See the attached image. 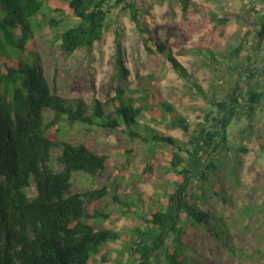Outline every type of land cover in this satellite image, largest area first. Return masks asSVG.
<instances>
[{
    "label": "trees",
    "instance_id": "16d2710c",
    "mask_svg": "<svg viewBox=\"0 0 264 264\" xmlns=\"http://www.w3.org/2000/svg\"><path fill=\"white\" fill-rule=\"evenodd\" d=\"M109 1L113 6L128 7L136 28L153 46L147 50L163 57L180 78L188 80L195 95L207 97L198 82L190 79L169 45L151 36L143 26L142 9L134 0H0V264L109 261L108 244L119 240L120 235L96 224V220L110 217L98 205L109 196L125 207L123 212L135 204L120 200L107 186L92 187L81 193L74 191V173L95 178L109 165L108 156L93 152L83 143L74 145L51 137L60 132L62 125L73 127L80 123L122 132L130 140L164 143L174 150L168 171L172 175L171 186L165 189L160 205L148 207L144 217L148 230L141 231L143 236H138L137 244L127 248L131 253L128 264H153L162 255L166 264H184L189 260L179 245L188 243L193 227L183 225L182 216L217 243L226 245L216 231L222 230L217 217L198 206L189 187L192 182L197 184L216 173L219 154L228 143L229 125L244 112L252 115L262 99L261 93L251 90L243 93L239 85L244 72L248 71L250 80L260 74L251 64L253 59L243 54L249 42L242 41L228 57L232 62L230 69L238 74L232 92L219 100L213 92L208 101L215 111L205 114L204 121L193 129L152 81L138 89V97L128 94L122 81L129 72L122 62L119 43L115 51L117 85L113 97L105 102L94 98L92 105L87 106L80 99L58 96L36 61L38 26L33 19L46 2L53 12L73 15L76 23L63 30L59 48L65 55L78 49L91 52L103 36ZM255 37L262 48L264 20L257 25ZM210 59L217 61L214 55ZM214 112L216 115L211 116ZM145 113L158 122L168 117L166 125L171 130H181L188 137L187 142L180 143L170 135L143 126L140 119ZM141 128L146 134L140 133ZM31 188L35 191L32 195ZM214 194L226 204L216 188ZM139 200L145 203L142 197ZM169 237L173 241L172 252L166 248Z\"/></svg>",
    "mask_w": 264,
    "mask_h": 264
},
{
    "label": "rangeland",
    "instance_id": "374dc122",
    "mask_svg": "<svg viewBox=\"0 0 264 264\" xmlns=\"http://www.w3.org/2000/svg\"><path fill=\"white\" fill-rule=\"evenodd\" d=\"M134 2L142 9L143 26L151 36L169 45L190 79H195L207 94L206 98L195 95L189 81L180 78L163 57L147 50L153 46L136 28L128 7L113 6L110 1L106 4L108 15L101 40L94 44L91 52L78 49L71 55L60 50L59 37L63 30L76 23V19L71 14L53 12L46 2L42 12L33 19L38 26L36 61L42 75L60 97L80 99L87 106L92 105L94 98L105 102L115 95V51L119 43L122 62L129 72L122 81L128 94L138 97V89L152 81L162 97L188 120L193 129L204 121L205 114L215 111L208 101L213 92L216 100L232 92L238 74L230 69L232 62L228 57L242 41H248L243 54L253 59L251 64L260 74L250 80L248 71L244 72L239 85L243 93L248 90L261 93L262 99L252 115L247 116L244 112L229 125L228 143L219 154L216 173L209 174L205 181L192 182L189 187L198 206L217 217L222 230L216 231L226 245L217 243L182 216L180 222L192 226L193 234L188 243L179 247L189 258L184 264H264V46L259 47L255 37L257 25L264 20L261 18L264 0ZM50 20L54 24H50ZM212 55L216 62L210 59ZM215 115V112L211 114ZM140 123L170 135L180 143L188 140L181 130H171L166 125L168 117L158 122L145 113ZM140 133L146 134L143 128ZM51 137L74 145L83 143L93 152L108 156L107 170L99 172L95 178L74 173L72 182L75 192L107 186L120 200L135 204L123 212L125 207L109 196L98 208L110 217L96 220L98 226L113 229L120 235L119 240L109 242V261L103 264H128L131 253L127 248L134 247L140 232L148 230L144 218L148 207L155 203L160 205L165 189L171 186L172 175L168 171L174 150L164 143H146L140 138L130 140L122 132L81 123L73 127L62 125L60 132ZM215 188L225 197L226 204L214 194ZM34 192L33 188L29 190L31 195ZM140 197L145 203H140ZM166 248L172 252L171 237L166 241ZM153 264H166L164 256L154 260Z\"/></svg>",
    "mask_w": 264,
    "mask_h": 264
},
{
    "label": "crops",
    "instance_id": "0c3cea01",
    "mask_svg": "<svg viewBox=\"0 0 264 264\" xmlns=\"http://www.w3.org/2000/svg\"><path fill=\"white\" fill-rule=\"evenodd\" d=\"M254 82V81H253Z\"/></svg>",
    "mask_w": 264,
    "mask_h": 264
}]
</instances>
